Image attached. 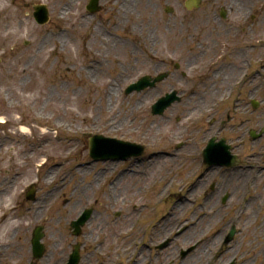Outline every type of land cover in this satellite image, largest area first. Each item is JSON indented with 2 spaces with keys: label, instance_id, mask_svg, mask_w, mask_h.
Masks as SVG:
<instances>
[{
  "label": "rangeland",
  "instance_id": "rangeland-1",
  "mask_svg": "<svg viewBox=\"0 0 264 264\" xmlns=\"http://www.w3.org/2000/svg\"><path fill=\"white\" fill-rule=\"evenodd\" d=\"M87 3L0 0V217L9 216L0 230V264H28L37 226L43 227L46 250L40 264H63L76 242L82 245L80 264H166L178 257V248L202 239L196 250L206 247L202 264H226L235 256L236 264H251L257 256V264H263L264 176L254 184L260 196L248 216L234 220L241 189L226 209L218 197L231 191L225 187L230 182L231 189L241 188L243 179L235 182V173L211 171L201 180L205 171L198 169L199 151L216 136V120L228 107L233 126L217 137L230 136L233 152L246 159L258 160L264 148V139L254 142L245 135L247 128L264 126V79L254 77L264 75V0H201L193 11L185 10L183 0H100L101 25L85 17ZM40 4L50 17L41 27L31 17L32 5ZM167 8L171 14L164 13ZM221 9L227 12L224 21L218 19ZM116 33L120 37L114 38ZM166 72L171 74L156 89L124 95L141 77ZM196 75L203 85L202 80L193 85ZM106 84L114 91L111 100L102 94ZM171 90L181 94L182 103L164 117L150 116V106ZM193 91L199 92L197 99ZM251 100L261 103L257 113ZM218 103L223 105L215 112ZM245 118L250 124L238 129ZM98 134L139 144L154 157L120 182L115 172L123 165L75 168L89 160L87 139ZM107 170L115 173L111 180ZM211 182L221 187L214 201L205 195ZM31 184L39 200L34 204L24 201ZM178 197L196 199L198 205L182 204ZM92 206L96 211L88 228L73 238L69 223ZM205 211L197 236L170 242L164 253L153 250ZM165 223L173 229L162 230ZM232 225L239 232L232 252L224 255L221 237Z\"/></svg>",
  "mask_w": 264,
  "mask_h": 264
},
{
  "label": "bare ground",
  "instance_id": "bare-ground-1",
  "mask_svg": "<svg viewBox=\"0 0 264 264\" xmlns=\"http://www.w3.org/2000/svg\"><path fill=\"white\" fill-rule=\"evenodd\" d=\"M18 25L19 26H22V25H24V23L22 22V21H19V23H18ZM4 39H9V36H6ZM2 42H3V44L5 45L6 44V41L5 40H2ZM48 42V41H47ZM63 43L65 44V42H64V40H63ZM44 46V44L43 45H41V48ZM232 69V68H231ZM233 71H235V70H233ZM233 71H231V70H229L228 71V73H233ZM225 74V73H224ZM96 76V75H95ZM105 90L103 91V96L105 97V99H112L113 98V96H114V91L113 90H111V88L108 86V84H106L105 86ZM22 132L24 133L25 131L24 130H22ZM87 172H88V170H84V171H82V172H79V173H81V174H84V173H86L87 174ZM101 178H103V177H101ZM118 181L120 182L121 181V178H119L118 179ZM114 190V189H113ZM114 199V195L112 194L110 197H109V200H113ZM164 226V225H163ZM2 229V228H1ZM167 229V225H165V227H164V229H162V230H166ZM198 234H196V231L195 230H190V232L188 233V235L186 236L185 234L183 235L184 236V239L186 240V239H191L193 236L195 237V236H197ZM255 239V238H254ZM256 241L255 240H253L252 241V243H255ZM250 247H254V244L253 245H250ZM255 249H257L256 247H255ZM205 250H206V247L204 246V247H202V249L201 250H199L196 254H195V256H189L190 258H188L187 260H186V262H184V264H202V261L205 259V258H207V256H206V252H205ZM18 252H16V254H17ZM19 253L21 254V252L19 251ZM228 253V252H227ZM16 254L14 255V257L16 256Z\"/></svg>",
  "mask_w": 264,
  "mask_h": 264
},
{
  "label": "water",
  "instance_id": "water-1",
  "mask_svg": "<svg viewBox=\"0 0 264 264\" xmlns=\"http://www.w3.org/2000/svg\"><path fill=\"white\" fill-rule=\"evenodd\" d=\"M96 1L97 0H92V2H91L92 3L91 8H93V9L96 8ZM43 9L42 8L39 9V10L36 9L37 12L35 14V18H36V21L39 24H44L47 21V13ZM142 85L145 86L146 84L144 82H142ZM132 88H134V87H131L130 89H132ZM160 103H163V101H161ZM125 146H128V145H125ZM101 148H104V147H101ZM92 152H93V149H92ZM94 154H96V153H94V152L91 153V156L95 157ZM133 154H137V153H135L133 151H127V152L119 153V154H115V153H111V152H106L105 153V156L115 155V156L120 157V158H127L128 156L133 155ZM38 240H39V230L36 231V234L34 235V238H33V243H34V247H35V255H37V257L40 256L41 253H42V248L39 247Z\"/></svg>",
  "mask_w": 264,
  "mask_h": 264
},
{
  "label": "flooded vegetation",
  "instance_id": "flooded-vegetation-1",
  "mask_svg": "<svg viewBox=\"0 0 264 264\" xmlns=\"http://www.w3.org/2000/svg\"><path fill=\"white\" fill-rule=\"evenodd\" d=\"M256 118H258V116H256ZM258 121H260V120H258ZM245 125V124H244ZM247 132V131H246ZM264 139V134L261 136V138L260 139H258L259 141L260 140H263Z\"/></svg>",
  "mask_w": 264,
  "mask_h": 264
}]
</instances>
